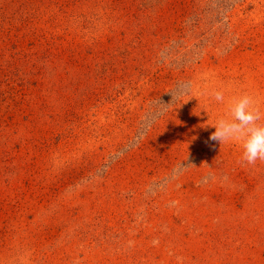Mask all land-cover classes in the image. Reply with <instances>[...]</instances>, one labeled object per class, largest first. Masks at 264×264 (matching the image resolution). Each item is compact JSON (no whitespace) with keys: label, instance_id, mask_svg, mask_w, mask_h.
<instances>
[{"label":"rangeland","instance_id":"374dc122","mask_svg":"<svg viewBox=\"0 0 264 264\" xmlns=\"http://www.w3.org/2000/svg\"><path fill=\"white\" fill-rule=\"evenodd\" d=\"M245 93L264 0H0V264H264Z\"/></svg>","mask_w":264,"mask_h":264},{"label":"clouds","instance_id":"9594fccd","mask_svg":"<svg viewBox=\"0 0 264 264\" xmlns=\"http://www.w3.org/2000/svg\"><path fill=\"white\" fill-rule=\"evenodd\" d=\"M217 102H224L223 91H214ZM230 118H221L215 125L210 140L223 145L229 142L240 143L243 148L242 160L248 165L264 161V111L257 101L247 93L235 98L229 109Z\"/></svg>","mask_w":264,"mask_h":264}]
</instances>
